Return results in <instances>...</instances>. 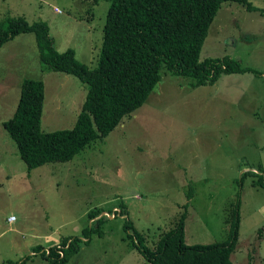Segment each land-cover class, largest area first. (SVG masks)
Masks as SVG:
<instances>
[{"label":"rangeland","instance_id":"1","mask_svg":"<svg viewBox=\"0 0 264 264\" xmlns=\"http://www.w3.org/2000/svg\"><path fill=\"white\" fill-rule=\"evenodd\" d=\"M264 12V0H248ZM108 1L0 0V21L44 20L58 50L72 47L97 64ZM227 55L247 68L210 84L160 68L145 102L72 159L27 171L1 122L13 112L20 80H43L41 129L70 128L88 84L40 59L36 36L22 32L0 45V263L51 264L41 251L73 239L60 264H150L123 228L126 220L149 246L174 226L188 203L187 244L223 241L240 194L235 264H264V14L221 4L199 58ZM247 172L243 186L242 173ZM193 197L187 198L189 187ZM119 208L125 214H119ZM97 210L102 234L87 211ZM112 215V216H111ZM12 216L13 219L7 218ZM96 217V218H97ZM133 232V230H130Z\"/></svg>","mask_w":264,"mask_h":264},{"label":"trees","instance_id":"2","mask_svg":"<svg viewBox=\"0 0 264 264\" xmlns=\"http://www.w3.org/2000/svg\"><path fill=\"white\" fill-rule=\"evenodd\" d=\"M108 1L102 27V42L97 64L89 67L75 56L72 47L58 50L54 35L44 20L26 21L23 17H5L0 21V45L22 32L36 36L40 59L50 68L63 70L87 82L85 98L70 128L43 131L41 128L45 86L41 79L23 77L12 114L1 122L14 142L18 157L27 171L41 165L72 159L92 140L101 138L147 99L160 79V68L193 77V85L210 84L222 72L247 67L227 55L199 58L203 38L221 4L241 5L248 12H264L248 0H94ZM247 172L242 173L243 186ZM261 176L254 185H263ZM193 197L190 186L187 198ZM240 194L229 211V234L226 239L209 244H187L184 225L188 203L174 223L153 246L145 243L129 220L123 224L140 254L150 264H235L229 258L238 238ZM90 210L88 218L98 215ZM119 214H125L119 208ZM82 232L102 234L100 223ZM133 230V232H130ZM73 239L41 251L31 250L60 264L73 252ZM4 264V263H0Z\"/></svg>","mask_w":264,"mask_h":264},{"label":"crops","instance_id":"3","mask_svg":"<svg viewBox=\"0 0 264 264\" xmlns=\"http://www.w3.org/2000/svg\"><path fill=\"white\" fill-rule=\"evenodd\" d=\"M90 210H88L87 211V216H88V212H89ZM229 213V212H228ZM98 215H95V216H93V217H90V218H88V220H89V222L91 221V223H93V222H95L96 221V219L97 218H99V217H97ZM97 217V218H96ZM9 218V217H8ZM7 218V219H8ZM95 220V221H94ZM32 250H35V249H32ZM31 253H33V252H31Z\"/></svg>","mask_w":264,"mask_h":264},{"label":"built area","instance_id":"4","mask_svg":"<svg viewBox=\"0 0 264 264\" xmlns=\"http://www.w3.org/2000/svg\"><path fill=\"white\" fill-rule=\"evenodd\" d=\"M11 219H13V217H12V216H10V217L8 218V220H11Z\"/></svg>","mask_w":264,"mask_h":264},{"label":"clouds","instance_id":"5","mask_svg":"<svg viewBox=\"0 0 264 264\" xmlns=\"http://www.w3.org/2000/svg\"><path fill=\"white\" fill-rule=\"evenodd\" d=\"M112 216V215H111Z\"/></svg>","mask_w":264,"mask_h":264}]
</instances>
